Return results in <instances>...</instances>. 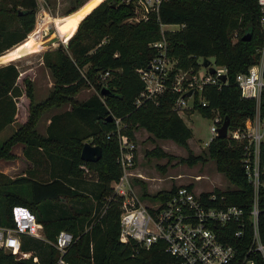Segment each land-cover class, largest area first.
<instances>
[{
    "label": "trees",
    "instance_id": "16d2710c",
    "mask_svg": "<svg viewBox=\"0 0 264 264\" xmlns=\"http://www.w3.org/2000/svg\"><path fill=\"white\" fill-rule=\"evenodd\" d=\"M94 3L91 0L58 19L62 38L74 35L67 48L60 45L43 54L54 82L44 100L36 101L31 78L25 77L21 86V71L15 63L0 66V131L17 121L20 97L26 95L30 100L27 121L0 142V160L17 158L13 147L21 143L29 161L35 163L43 157L52 163L48 179L29 173L12 178L0 172V225L15 227L13 208L24 205L36 213L47 241H55L61 230L74 235L64 255L70 264H179L161 241L147 249L119 239L121 198L111 186L122 175L118 134L135 139V130L144 128L154 138L171 139L185 147L189 155L182 162L190 166L214 160L217 170L233 184L230 189L215 192L242 206L247 214L253 192L242 163L244 144L216 136L205 155H194L189 145L193 130L173 109L178 93L168 91L156 101L144 99L136 105L145 87L137 70L148 66L157 55L151 43L163 38L179 68L197 70L200 57L214 58L216 64L228 68L229 80L220 88L206 85L203 95L208 105L196 104L195 110L205 117L219 111L223 120L229 116L231 129L242 128L254 115L256 105L254 100L242 97L236 75L257 61L258 48L264 44L258 0H166L159 15L138 22L128 21L135 15L131 0ZM37 9V0H0V56L33 32ZM164 25L179 28L163 29ZM247 32L252 37L245 41ZM104 87L113 93L103 95ZM84 89L94 92L81 101L77 95ZM63 105H71V109L53 115L47 134H40L36 126L44 112ZM116 118L121 120L119 127ZM89 140L103 149L97 162L81 159L84 143ZM153 154L172 159L160 148L153 149ZM84 165L92 175L85 173ZM80 179L92 181L96 190L80 189ZM188 186L193 188L192 184ZM176 190V186L161 190L154 198H169ZM143 191L144 196H150L146 188ZM92 197L97 201L94 207L73 203H84ZM261 201L264 203V191ZM261 230L264 236V204ZM21 240L22 250L32 252V256L18 259L0 248V264H35L33 256H38L41 264H54L59 257L58 250L44 239L23 234ZM230 241L236 243L237 239ZM244 241L247 245L248 239ZM259 264L264 263L260 260Z\"/></svg>",
    "mask_w": 264,
    "mask_h": 264
},
{
    "label": "built area",
    "instance_id": "2783aa9c",
    "mask_svg": "<svg viewBox=\"0 0 264 264\" xmlns=\"http://www.w3.org/2000/svg\"><path fill=\"white\" fill-rule=\"evenodd\" d=\"M131 1L135 6V15L128 21L138 22L159 15L160 7L166 0ZM258 4L259 23L264 31V0H258ZM151 46L158 53L148 66L137 70L145 87L136 105H141L144 99L156 101L159 96L172 91L178 93L173 109L182 115L186 110H194L196 104L208 105L203 95L206 85L220 88L229 80L227 67L214 61L210 66L215 72L211 73L209 67L203 66L202 57L198 59L197 70L179 68L177 60L169 55L165 38L151 43ZM258 54L259 58L247 71L236 75L242 97L254 100L256 105L254 115L245 120L235 136L244 144L242 163L247 181L252 186L253 197L248 213L242 206L228 201L225 195L215 191L197 192L188 185L178 187L169 198H155L142 203L131 183V168L136 158L134 139L120 133L118 162L122 175L111 184L112 192L121 198L120 241H134L147 249L161 241L179 264H259L260 260L264 263L261 230L264 204L261 201L264 191V44L258 48ZM191 90L192 94L188 95ZM214 112L210 141L217 136L223 123V117ZM115 122L119 127L121 120L116 118ZM82 168L92 175L87 166ZM104 212L105 209L101 211ZM12 214L16 226L0 225V248L11 251L18 259L30 258L32 254L22 250L21 235L45 239L44 229L36 213L27 206L16 205ZM230 238L237 239V242L232 243ZM244 239H248L247 245ZM73 241L71 232L61 230L56 240L50 242L59 252L54 264H70L64 255ZM33 262L41 264L38 256H33Z\"/></svg>",
    "mask_w": 264,
    "mask_h": 264
},
{
    "label": "rangeland",
    "instance_id": "374dc122",
    "mask_svg": "<svg viewBox=\"0 0 264 264\" xmlns=\"http://www.w3.org/2000/svg\"><path fill=\"white\" fill-rule=\"evenodd\" d=\"M89 1L91 0H37L38 9L33 32H31L20 44L14 46L0 56V60H2L0 61V66L8 63H15L19 67L21 71L19 79L21 86H24L23 79L25 77H29L33 80L37 102L48 94L49 89L50 91L52 89V87H48L50 83L48 75H51V73L44 65L43 54L46 51L56 49L60 45H64L65 48H67L70 38L74 35L73 34L68 39H63L57 26L58 19L78 11ZM102 1L103 0L100 2ZM178 28V25L163 26V29L169 30H176ZM234 41H236V39H234ZM209 60L211 62L215 61L214 58H209ZM201 71H203L202 68ZM51 79H53L52 76ZM91 92H94V90L92 89ZM88 94L90 93H88L87 89H84L79 93V98L83 99ZM216 114L221 115L219 111H217ZM180 116L193 130V136L189 140L191 151L194 155H205L211 142L210 139L212 138V117H205L195 109L186 110L185 113H182ZM11 126L0 132V142L8 138L16 130ZM9 128L10 132L8 130ZM237 130V127L230 128L228 137L234 141H238L235 137ZM87 142H91V140ZM134 143L136 147V158L135 165L131 168L133 173L131 176V183L142 203L152 201V199H155L154 195L159 191L170 190L173 186L178 188L192 184V187L197 192L222 191L233 187V184L225 175L217 170L214 160L208 159L206 162H198L194 166L182 162L183 158L188 157V150L171 139L163 140L154 138L146 129L139 128L135 130ZM155 148H160L164 152L170 154L172 159L153 154V149ZM15 152H21V149L16 148ZM10 160L3 159L2 162L11 166L13 175H19L25 172V174H34L36 178L48 179L51 177L52 163L49 159L46 160L42 157L40 160L33 163L26 159V157L18 159L17 156V158ZM59 164L61 165L60 161ZM2 166L4 167V165L0 167ZM61 166L63 167V165ZM82 181L85 180L83 179ZM143 187L146 188L150 196H144ZM83 188L86 187L84 186ZM73 203L78 207H94L97 201L92 197L84 203L75 201ZM43 215L46 216L45 213ZM47 242L50 243L49 241ZM31 254L33 253L31 252Z\"/></svg>",
    "mask_w": 264,
    "mask_h": 264
},
{
    "label": "crops",
    "instance_id": "0c3cea01",
    "mask_svg": "<svg viewBox=\"0 0 264 264\" xmlns=\"http://www.w3.org/2000/svg\"><path fill=\"white\" fill-rule=\"evenodd\" d=\"M100 0H95V3L94 4H97L98 2H99ZM168 26H170V25H168ZM48 77H49V80H50V83L48 84V87H53V84H54V82H53V79H51V75L49 74L48 75ZM49 92H48V94L50 93V89L48 90ZM83 91V90H82ZM87 91H88V93H90V94H88V95H86L85 96V98H83V99H80L79 98V94L77 95V99H79V100H81V101H83V100H86V99H88V97L93 93V92H91V89H87ZM81 93V92H80ZM48 94L47 95H45L44 97H42L41 99H40V101H42V100H44L47 96H48ZM29 105H30V100H29V98L26 96V95H23L22 97H20V99H19V102H18V109H19V112H18V115H17V121H15L14 123H12L11 125H9V126H11L14 130L15 129H17L19 126H20V124H23V123H25L26 121H27V118H28V115H29ZM71 109V105H63V106H61V107H52V108H50V109H48L47 111H45L44 112V114H43V116H42V118H41V120L39 121V123L37 124V126H36V129H37V131L40 133V134H42V135H46L47 134V128H48V125L50 124V122H51V117L53 116V115H55V114H58V113H60V112H63V111H66V110H70ZM9 126H7V127H9ZM6 127V128H7ZM17 127V128H16ZM5 128V129H6ZM4 129V130H5ZM9 130V132H10V128L8 129ZM3 131V130H2ZM2 131H0V132H2ZM24 144H18V145H16V146H14L13 147V153L14 154H16L17 156H18V159H20L21 157H24L25 158V156H24ZM16 148H20L21 149V152H15V149ZM3 161V159H1L0 160V166L1 165H4V167L2 166V167H0V172H3V173H5V174H7V175H9L10 177H12V178H15V177H18V176H23V175H26L25 174V172L23 173H20L19 175H13V170L11 169V166L10 165H8V164H5V163H3L2 162ZM5 161H7V160H5ZM11 161V160H10ZM8 162V161H7ZM10 163V162H9ZM78 184L80 185V189L82 188V189H84V190H88V189H91V190H96V187L94 186V184L92 183V182H86V181H82L81 179H80V181H78ZM86 187V188H83V187Z\"/></svg>",
    "mask_w": 264,
    "mask_h": 264
},
{
    "label": "water",
    "instance_id": "95a60500",
    "mask_svg": "<svg viewBox=\"0 0 264 264\" xmlns=\"http://www.w3.org/2000/svg\"><path fill=\"white\" fill-rule=\"evenodd\" d=\"M252 37L251 32L245 33L243 36V40L248 41ZM202 64L204 67H209V71L211 73L215 72L214 67L210 66L211 61L208 57H203ZM225 76H223V80H225ZM103 95L112 94L113 92L108 88L104 87L101 92ZM192 94V90L188 92V95ZM112 115H110V119H112ZM230 118L229 116H225L222 125L218 128L217 136L221 138H226L229 136V130H230ZM103 154V149L100 145L93 144L92 142H85L84 146L81 151V159L86 162H97Z\"/></svg>",
    "mask_w": 264,
    "mask_h": 264
}]
</instances>
